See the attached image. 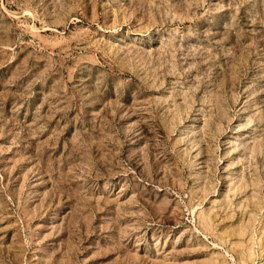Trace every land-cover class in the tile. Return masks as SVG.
I'll use <instances>...</instances> for the list:
<instances>
[{
  "label": "rangeland",
  "instance_id": "rangeland-1",
  "mask_svg": "<svg viewBox=\"0 0 264 264\" xmlns=\"http://www.w3.org/2000/svg\"><path fill=\"white\" fill-rule=\"evenodd\" d=\"M0 264H264V0H0Z\"/></svg>",
  "mask_w": 264,
  "mask_h": 264
}]
</instances>
